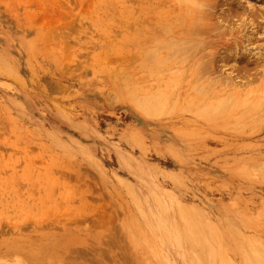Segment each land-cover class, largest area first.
Instances as JSON below:
<instances>
[{
    "label": "rangeland",
    "instance_id": "1",
    "mask_svg": "<svg viewBox=\"0 0 264 264\" xmlns=\"http://www.w3.org/2000/svg\"><path fill=\"white\" fill-rule=\"evenodd\" d=\"M183 2L0 0V264H197L196 223L203 264L264 247V0Z\"/></svg>",
    "mask_w": 264,
    "mask_h": 264
},
{
    "label": "bare ground",
    "instance_id": "2",
    "mask_svg": "<svg viewBox=\"0 0 264 264\" xmlns=\"http://www.w3.org/2000/svg\"><path fill=\"white\" fill-rule=\"evenodd\" d=\"M182 1H184V2H183V3H184L183 5H185V4L187 5L188 3H190V6H193L192 4L195 3V5L197 6L198 4H200L199 6H200V8H202V11H200V12H202V13L205 12V10L207 9V8H205V9L203 8L204 5L201 3L203 0H201V2H199V1L197 0L199 3H196V1H194V0H192V3L189 2V1L186 2L187 0H182ZM207 1H208V0H207ZM185 2H186V3H185ZM193 2H194V3H193ZM205 2H206V0H205ZM218 2H219V0H218ZM214 4H216L215 1H214ZM186 5H185V6H186ZM195 5H194L193 7H195ZM202 5H203V7H201ZM212 5H213V4H212ZM185 6H183V7L187 9V6H188V5H187L186 7H185ZM205 6H206V4H205ZM208 6H209V5H208ZM208 6H207V7H208ZM210 6H211V5H210ZM213 6H214V5H213ZM213 6H212V7H213ZM217 6H218V5H217ZM193 7H192V8H193ZM197 7H198V6H197ZM197 7H196V8H197ZM212 7H211V8H212ZM192 8L190 9V10H192V11H191V13H189V17L192 16L191 19H192L193 23L199 21V18H196V19H198V20H196V21H195V19L193 20V16H194V18H195V16L197 17V14H198L199 17H202V16H200V15H203V18H205V17H204V15H205L204 13H203V14H201V13H200V14H199V13H196V14H194V15H191V14H193V13H192V12L194 11L193 9H195V8H193V9H192ZM208 8H209V7H208ZM215 8H216V6H215ZM209 9H210V8H209ZM213 9H214V7H213ZM217 9H218V8H217ZM196 10H198V8H197ZM196 10H195V11H196ZM199 10H201V9H199ZM199 10H198L197 12H199ZM207 11H208V10H207ZM188 12H190V11H188ZM188 12L186 13V15L188 14ZM184 13H185V12L183 11L181 14L184 15V16L186 17V15H185ZM205 13H206V12H205ZM206 14H209V13H206ZM182 15H181V16H182ZM187 16H188V15H187ZM185 17H182V18H185ZM208 17H210V16H208ZM182 18H181V19H182ZM206 18H207V16H206ZM206 18H205V19H206ZM207 19H208V18H207ZM187 20L189 21L190 19H187ZM208 20H209V19H208ZM185 21H186V18H185ZM192 21H191V20L189 21V25H190V22L192 23ZM194 21H195V22H194ZM203 22H204V21H201L202 25H205V24L208 25L207 22H205V23H203ZM243 22H244V21H243ZM187 24H188V23H187ZM195 24H196V25H199L200 22H199V23H195ZM242 24H243V23H242ZM202 25H201V26L199 25V26H200L201 28H203L204 26H202ZM243 25H244V24H243ZM185 26L188 27V25H185ZM192 26H194L193 28H196V27H197L196 30H195V32L198 33V35L201 36V34H199V31H198L199 29L201 30V28H200L199 26H195L194 24H193ZM182 27H183V25H182ZM189 27H190V29L188 28V29H189L188 31H191V29H193V28H191V25H190ZM206 27H207V26H205L204 29H207ZM208 28H209V27H208ZM182 29H184V28H182ZM197 29H198V30H197ZM204 29H203V30H204ZM184 30H185V29H184ZM205 31H206V30H205ZM181 32H182V31H181ZM186 32H187V30H186ZM186 32H185V33H186ZM191 32H192V31H191ZM191 32H190V33H189V32L186 33V35H187V34L190 35ZM195 32H192V33H195ZM200 32H201V31H200ZM174 33H175V31H174ZM177 33H179V32H177ZM175 34H176V33H175ZM180 34H182V33H180ZM176 35H177V34H176ZM182 35H184V34H182ZM182 35H181V36H182ZM189 35H187V36H189ZM191 35H192V34H191ZM191 35H190V36H191ZM194 35H195V34H194ZM204 35H205V33H204ZM204 35L201 36V37H203V38H201V39H200V36H199V37H198L197 35H196V36L198 37V39H200V40L203 39V40H204ZM171 36H172V35H171ZM178 36H179V35H178ZM187 36H186V37H187ZM172 37H173V36H172ZM176 37H177V36H176ZM186 37H185V39H186V41H187V38H186ZM194 37H195V36H194ZM194 37H193V38H194ZM240 37H241V36H240ZM168 38H169V37H168ZM173 38H174V37H173ZM179 38H182V37H179ZM193 38L191 37V39H193ZM233 38H234V37H233ZM170 39L172 40V38H170ZM183 39H184V37H183ZM188 39H189V37H188ZM191 39H190V40H191ZM195 39H197V38H195ZM215 39H216V38H215ZM215 39L213 38L212 40H215ZM217 39L219 40L218 37H217ZM244 39H246V37H245ZM160 40H161V39H160ZM160 40H159V41H160ZM173 40H175V39H173ZM180 40H182V39H180ZM200 40H199V41H195V40H193V41H192V40H191V41H187V42H189V44L186 43L185 40H184V41H180V42H182V44H184V42H185V45H186L187 47L190 46L189 48H191V50H192L193 48L196 49V48H198L199 46H200V47L202 46V45H198V44H197V43L201 44V43L204 42V41L202 42V41H200ZM205 40L207 41L206 38H205ZM212 40H211V41H212ZM218 40H217V41H218ZM231 40H232V39H231ZM236 40H237V39H236ZM239 40L241 41V39H239ZM159 41H158V42H159ZM176 41H178V40H176ZM194 41H195L196 43H195ZM246 41H247V40H246ZM249 41H250V39H249ZM249 41H248V42H249ZM160 42H161V41H160ZM171 42H173V41H170V43H169V41H168V43L164 41L163 43H161L162 45H161V44L159 45V46H161V47H164V46L167 44L164 48L166 49V47H167V48L169 49V51L167 50L166 52H169L168 54L170 55V58H169L170 62H172V59L174 60L173 57L177 58L178 56H183V51L186 52V50H190L189 48L184 47L185 45L182 47V45H181L180 43H178V42L175 43V44H173V43H171ZM190 42H191V43H190ZM192 42H193V43H192ZM223 42H224V41H223ZM233 42H235V40H234ZM241 42H242V41H241ZM241 42H240V43H241ZM248 42H247V43H248ZM250 42H252V40H251ZM154 43H156V42H154ZM207 43H209V42H207ZM215 43H216V40H215ZM244 43H245V40H244ZM164 44H165V45H164ZM196 44H197L198 47H195V46H194V45H196ZM204 44H206V43L204 42ZM218 44H219V43H218ZM222 44H224V43H222ZM222 44H221V47H222ZM237 44L240 45V44H239V41H238ZM237 44H235V45H237ZM178 45H179V46H178ZM191 45L194 46V47L192 48ZM215 45H216V44H215ZM238 45H237V46H238ZM245 45H246V44H245ZM153 46H154V45H153ZM180 46H181V47H180ZM202 47H204V46H202ZM213 47H214V46H213ZM216 47H217V46H216ZM224 47H225V45H224ZM229 47H230V46H229ZM149 48H150V47H149ZM181 48H182V49L186 48V50H181ZM210 48H212V47H210ZM217 48H218V47H217ZM226 48H227V47H226ZM226 48H225V49H226ZM162 49H163V48H162ZM165 49H164V50H165ZM195 49H194V50H195ZM200 49H201V48H200ZM222 49H224V48H222ZM180 50H181V52H182V55H180V54H181V52H179ZM226 50H227V49H226ZM228 51H229V50H228ZM145 52H147V51H145ZM150 52H151V51H150ZM150 52H149V53L147 52L148 54H146L145 56H147V57L149 56V57H150ZM157 52H158V51H157ZM164 52H165V51H164ZM166 52H165V53H166ZM177 52H178V54L175 56L174 53L176 54ZM179 53H180V54H179ZM187 53H188V55H189V57H190V51L187 52ZM187 53H184V56H186ZM151 54H152V53H151ZM157 54H159V53H157ZM185 54H186V55H185ZM143 55H144V54H143ZM211 55H212V54H211ZM215 55H216V52H215V54H213V56H215ZM159 56H160V54H159ZM184 56H183V57H184ZM149 57H148V58H149ZM161 57H162V55H161ZM186 57H188V56H186ZM186 57H185V59H186ZM189 57H188V58H189ZM143 58H144V57H143ZM152 58H155V56H154V57L152 56ZM164 58H165V59H164ZM164 58H161V60L164 59L163 61H164V62H167L168 60H166V59H167L166 56H165ZM171 58H172V59H171ZM188 58H187V59H188ZM214 58L216 59V56H215ZM150 59H151V57H150ZM155 59H158V57L155 58ZM179 59H180V60L182 59V61L185 60V59L183 60V58H180V57H179ZM191 59H192V58H191ZM210 59H212V58H210ZM215 59H214V61H215ZM145 60H146V58H145ZM145 60L141 63L142 65H143L144 62L148 63V61H149V60H146V61H145ZM218 60H219V58H218ZM218 60H217V61H218ZM154 61H155V60H154ZM182 61H181V62H182ZM185 61H186V60H185ZM185 61H184V63H185ZM188 61H189V60H188ZM188 61H187V62H188ZM191 61H192V60H191ZM210 61H211V60H210ZM214 61L212 60V63H210V64H211L210 66H213L212 64H213ZM150 62H151V61H150ZM150 62H149V63H150ZM187 62H186V63H187ZM189 62H190V61H189ZM156 63H157V60H156ZM158 63L160 64L161 61L159 60ZM158 63H157V65H158ZM214 63H215V62H214ZM196 64H197V65H196ZM151 65H152V64H151ZM162 65L165 66V65H167V64H162ZM162 65H160V66L158 65V67H161ZM182 65H183V63H182ZM185 65H186V64H185ZM194 65L198 66V63L195 62ZM196 66L193 68V70L196 68ZM168 67H169V66H168ZM183 67H184V65H183ZM192 67H193V66H192ZM199 67H200V66H199ZM206 67H207V66H206ZM149 68H151V67H149ZM152 68H153V67H152ZM174 68H175V67H174ZM179 68H180V67H179ZM211 68H212V67H211ZM147 69H148V68H147ZM155 69H156V68H155ZM170 69H172V68H170ZM191 69H192V68H191ZM198 69H199V68H198ZM198 69H195V71H197ZM201 69H203V68H201ZM201 69H200V70H201ZM156 70H157V69H156ZM156 70H154V71H156ZM166 70H168V69H166ZM200 70H199V71H200ZM206 70H208V69H207V68H204V71H202V73H201V72H200V73H201V74H204V75H205V73H206V75H207V74H208V71H206ZM154 71L152 70V72H154ZM159 71H160V70H158V72H159ZM171 71H172V70H171ZM175 71H176V70H175ZM180 71H182V70H180ZM186 71H188V70H186ZM191 71H192V70H191ZM191 71H189V72H191ZM164 72H165V71H164ZM167 72H168V71H167ZM169 72H170V71H169ZM177 72H178V71H177ZM177 72H176V73H177ZM203 72H205V73H203ZM173 73H174V72H173ZM176 73H175V74H176ZM181 73H182V72H181ZM185 73H186V72H185ZM185 73H184V74H185ZM193 73H194V72H193ZM197 73L199 74V72H197ZM156 74H157V73H156ZM182 74H183V73H182ZM182 74H181V75H182ZM158 75H159V74H158ZM171 75H172V73H171ZM188 75H189V74H188ZM159 76H160V75H159ZM195 76H196V75H195ZM175 77H176V76H175ZM175 77H174V78H175ZM187 77H188V76H187ZM160 78H161V77H160ZM165 78H166V77H165ZM174 78H173V79H174ZM177 78H178V76H177ZM157 79H158V78H157ZM182 79H183V78H182ZM184 79H185V78H184ZM186 79H189V77L186 78ZM171 80H172V78H171ZM205 80H206V79H205ZM162 81H164V80H162ZM179 81H180V80H179ZM189 81H190V80H189ZM191 81H192V80H191ZM191 81H190V82H191ZM194 81H196V80H194ZM167 82H168V81H167ZM173 82H174V81H173ZM173 82H172V83H173ZM175 82H177V81H175ZM180 82H181V81H180ZM180 82H179V83H180ZM192 82H193V81H192ZM151 83H152V82H151ZM161 83H162V82H161ZM165 83H166V81H165ZM183 83H184V82H183ZM153 84H154V83H153ZM167 84H168V83H167ZM135 85H136V84H135ZM135 85H134V86H135ZM144 85H145V84H144ZM151 85H152V84H151ZM154 85H155V84H154ZM168 85H169V84H168ZM171 85H172V84H171ZM182 85H183V84H182ZM188 85H191V84L188 83ZM142 86H143V85H142ZM180 86H181V85H180ZM204 86H205V85H204ZM207 86H209V85H207ZM151 87H152V86H151ZM183 87H184V86H183ZM185 87H186V86H185ZM192 87H193V86H192ZM192 87H190V88H192ZM140 88H141V87H140ZM163 88H164V87H163ZM173 88H175L174 85H173V87H172L171 89H173ZM176 88H178V87H176ZM195 88L197 89V92H198V91L200 90L201 87H199V88L195 87ZM205 88H207V87H205ZM210 88H211V87H210ZM210 88H209V89H210ZM213 88H214V87H213ZM165 89H166V88H165ZM168 89H169V87H168ZM179 89H180V88H179ZM188 89H189V87H188ZM188 89H187V90H188ZM192 89H193V88H192ZM196 89H195V90H196ZM202 89H203V87H202ZM137 90H140V89H137ZM158 90H159V89H158ZM158 90H157V91H158ZM161 90H162V89H161ZM211 90H212V88H211ZM144 91H145V90H144ZM157 91H155V92H157ZM179 91H180V90H179ZM183 91H184V90H183ZM193 91H194V90H193ZM216 91H217V90H216ZM132 92H133V91H132ZM155 92H154V93H155ZM169 92H171V91H169ZM174 92H175V89H174ZM200 92H201V93H203V92L206 93V91H200ZM208 92H209V90H208ZM213 92H214V91H213ZM165 93H166V92H165ZM165 93H164V94H165ZM175 93H176V92H175ZM175 93H174V94H175ZM216 93H217V92H216ZM157 94H158V93H157ZM164 94H161V95H164ZM169 94H170V93H169ZM174 94H173V96H174ZM185 94H186V92H185ZM207 94H208V93H207ZM214 94H215V93H214ZM214 94H213V95H214ZM175 95H176V94H175ZM177 95H178V94H177ZM148 96H150V95H148ZM179 96H180V95H179ZM187 96H188V95H187ZM210 96H212V95L210 94ZM210 96H209V97H210ZM140 97H142V96H140ZM157 97H160V96H156V97H154L156 102H157V100H158ZM163 97H164V96H163ZM163 97H161V100L163 99ZM170 97H171V96H170ZM202 97H204V95H203ZM232 97H234V96H232ZM239 97H240V96H239ZM239 97H238V98H239ZM242 97H243V96H242ZM136 98H137V97H136ZM152 98H153V97H152ZM154 98L152 99L153 101H154ZM156 98H157V99H156ZM167 98H168V97H167ZM167 98H166V99H167ZM177 98H178V97H177ZM183 98H184V96H183ZM134 99H135V98H134ZM142 99H144V98H142ZM142 99H141V100H142ZM222 99H223V98H221V99L219 98V100H222ZM226 99H228V98H226ZM233 99H235V97H234ZM223 100H224V99H223ZM231 100H232V99H231ZM235 100H237V98H236ZM240 100L243 101L242 98H241ZM240 100H239V101H240ZM165 101H166V100L163 99L162 103L166 104L167 102L165 103ZM233 101H234V100H233ZM237 101H238V100H237ZM237 101H236V105H237ZM239 101H238V102H239ZM156 102H155V104H154V102H151L149 99H146V98H145L144 101H141V102H140V103H141L140 108H142V112L145 113V115L148 116V117H149V116H152V114H153V116L156 115V114H154L155 112H158L157 114H159V112L163 111V109L160 108L161 110L158 111V109H157V111H155V110H156V107H160V106H154V105H157ZM173 102H174V101H173ZM173 102H172V105H173ZM224 102H227V101H222V102L220 103V104H222L221 106H225V105H227V103L229 102V100H228V102H227L226 104L223 105ZM245 102H246V101H245ZM135 103H138V102H137V99H136ZM135 103H134V104H135ZM157 103H158V102H157ZM162 103H161V104H162ZM234 103H235V101H234ZM239 103H242V102H239ZM246 103H247V102H246ZM210 104H211V105L213 104L212 106H215V105L217 104L216 106H218L219 102H218V103H215V105H214V103H212V102H211ZM210 104H209V106H211ZM220 104H219V105H220ZM229 104H230V108H231L230 110H231V111H232L233 108H236L235 106H233V108L231 107V105H233V103H231V101L229 102ZM242 104H244V103H242ZM242 104H240V105H242ZM247 104H248V103H247ZM247 104H245V105H247ZM138 105H139V103H138ZM162 105H163V104H162ZM167 105H168V104H166V107H167ZM238 105H239V104H238ZM240 105H239V106H240ZM189 106H190V105H189ZM191 106H192V104H191ZM191 106H190V107H191ZM205 106H206V105H205ZM209 106H208V107H209ZM221 106H220V107H221ZM227 106L229 107V105H227ZM239 106H238V107H239ZM251 106H253V104L250 105V109H251ZM171 107H172V106H171ZM176 107H177V106H176ZM228 107H227V108H228ZM238 107H237V108H238ZM244 107H245V106H243V108H244ZM254 107H255V111H256L257 106L254 105ZM136 108H139V106H138V107L136 106ZM163 108H164V110H165V106H163ZM201 108H202V107H201ZM206 108H207V106H206ZM206 108H205V109H206ZM213 108H214V107H213ZM213 108H212V109H213ZM225 108H226V106H225ZM225 108L222 107V110H223L222 113H224V109H225ZM227 108H226V109H227ZM248 108H249V107H248ZM248 108H247V111H248V112H252V110L249 111ZM171 109H173V107H172ZM207 109H208V112L205 113V116H207V115L209 116V115H210V118H213L214 116H218V115H219V114H218V111H220L219 109H215L213 113L211 112V107H210V108H207ZM209 109H210V110H209ZM220 109H221V108H220ZM228 109H229V108H228ZM252 109H253V107H252ZM169 110H170V108H169ZM200 110H201V109H200ZM230 110H227V111H225V112H228V111L230 112ZM209 112H210V113H209ZM215 112H217V113H215ZM229 112H228V113H229ZM201 113H202V112H201ZM211 113H212V116L214 115V113H215V115H214L213 117H211ZM228 113H227V114H228ZM160 114H162V113H160ZM216 114H217V115H216ZM220 114H221V112H220ZM224 114H225V113H224ZM202 115H203V113H202ZM225 115H226V114H225ZM2 192H4V191H2ZM2 192H1V193H2ZM8 192H10V191H8ZM5 195H7L6 192H5ZM6 197H7V196H6ZM6 197H4V200H5ZM1 198H2V197H1ZM1 198H0V199H1ZM8 198H9V196H8ZM0 203H2V202H0ZM2 205H4V204H2ZM0 206H1V205H0ZM3 207H4V206H3ZM1 209H2V207H1ZM1 209H0V212H2ZM18 210H19V209H18ZM16 211H17V210H16ZM4 212H5V211H4ZM223 219H224V218H223ZM186 220L188 221V219H186ZM182 222L185 223L186 221L183 219ZM176 223H178V222H176ZM180 223H181V222H180ZM193 223H194V222H191V221H190V222H189V225H191V224L193 225ZM182 224H183V223H182ZM182 224H181V225H182ZM217 224H218V223H217ZM177 225H178V224H177ZM183 225H184V224H183ZM183 225H182V226H183ZM197 225H198L197 223L194 224L195 227H191V226H187V225H186L188 230L186 229V227H185V225H184V227H182L181 231H182V232H183V230H184V231H185V230L190 231V232H187V231H186L187 234H186V232H183V233H182L183 235H184V233L186 234V235H184V237L187 236V237H185V241H184V242H186V243L189 245V247L193 250V251L191 250L193 253H194V252L196 253V255H195V253H194V255L196 256V257H195V261H196V263H197V264H203V262H205L206 260H207V261L210 260L211 257H212V255H209V257L211 256L210 259H207V258H206L207 255L210 254V252H211V247H212V245H211L210 243H209V245H208L207 243H204L205 241H206V242H209V241L206 240L205 237H203V236L200 237V235H197V234H196V233L201 234V232L199 233V231L196 230ZM203 225H204V224H203ZM203 225H202V228H203ZM205 226H206V225H205ZM180 227H181V226L178 225V227H177L176 229L174 228V230L177 231V233H180ZM207 227H208V229L210 230V228H209L210 226H207ZM207 227H206V228H207ZM184 228H185V229H184ZM198 228H199V227H197V229H198ZM200 228H201V224H200ZM229 228H230V227H229ZM203 229H205V227H204ZM230 229H231V228H230ZM200 230H202V229H200ZM209 230H206V232H208ZM210 231H213V232H214L213 229L210 230ZM111 232H112V231H108V233H111ZM191 232H193L194 235H192ZM213 232H212V234H213ZM234 232H235V231H233L232 234H233ZM237 232H238V231H236L235 233H237ZM108 233L105 232L104 235H105V234H108ZM188 233H190L191 235H189ZM214 233H215V232H214ZM259 233H260V232H259ZM113 234H115V232H114ZM239 234H240V233H239ZM239 234H238V236H240ZM233 235H234V234H233ZM241 235H242V233H241ZM258 235H259V234H258ZM106 236H107V235H105V237H106ZM113 236L117 237L118 234H117V235H113ZM46 237H47V236H46ZM102 237H103V236H102ZM111 237H112V236H111ZM115 237H112L111 240L114 241V240L118 239V240L116 241V242H118V241H119V237H118V238H115ZM202 237H203V240H202ZM44 238H45V237H44ZM113 238H115V239H113ZM204 238H205V239H204ZM41 239H42V238H41ZM100 239H101V238H100ZM208 239H209V238H208ZM237 239H238V238H237ZM19 240H21V239H19ZM56 240H57V238H55V241H56ZM101 240H102V239H101ZM101 240H100V241H101ZM109 240H110V239H109ZM209 240H210V239H209ZM107 241H108V239H107ZM113 241H110V244H108V246L112 245V246L114 247V245H115L116 243H115V241H114V243H113ZM245 241H246V240H245ZM10 242H11V241H10ZM42 242H43V241H42ZM47 242H48V241H47ZM103 242H104V241H103ZM111 242H112L114 245L111 244ZM210 242H212V241H210ZM216 242H217V241H216ZM216 242H215V243H216ZM40 243H41V242H40ZM52 243H53V242H52ZM104 243H106V241H105ZM108 243H109V242H108ZM238 243H239V245H238L237 248H239V246H240V242H238ZM244 243H246L247 246H249V248L251 249V246H252V245H248V244H250V243H247V242H244ZM36 244H37V243H36ZM61 244H62V243H61ZM212 244H213V243H212ZM106 245H107V243H106ZM210 245H211V246H210ZM236 245H237V244H236ZM244 245H245V244H243V246H244ZM115 246H116V245H115ZM117 246H120L119 243H118ZM253 246H254V245H253ZM253 246H252V251L250 250V255H253V257H250V258H249V257H247V255H246V258L244 259V257H242V255H241V258H242V260L240 261L241 264H264V256H262V255H264V254H262V255L259 254V252L261 253V251L258 250V248H260V250H262V251L264 252V247H260L261 245H259V247H256V246H255L256 248L253 249V248H254ZM262 246H263V245H262ZM61 247H62V246H61ZM110 247H111V246H110ZM241 248H242V247H241ZM246 248H247V247H246ZM121 249H123V248H121ZM25 250H26V249H25ZM37 250H38V249H37ZM123 250H124V249H123ZM213 250H214V248H213ZM213 250H212V251H213ZM243 250H244V248H243ZM247 250H248V249H247ZM254 250H255V251L257 250L258 253L255 252ZM17 251H18V249H17ZM40 251H41V250H40ZM120 251L122 252V250H120ZM238 251H239V250H238ZM240 251H241V250H240ZM20 252H21V251H20ZM38 252H39V251H38ZM243 252H245V251H243ZM251 252H252V254H251ZM263 252H262V253H263ZM36 253H37V251H36ZM40 253H41V252H40ZM241 253H242V251H241ZM241 253H240V254H241ZM254 253H257V254H254ZM20 254H21V253H20ZM20 254H19V255H20ZM38 254H39V253H38ZM41 254H42V253H41ZM47 254H48V253H47ZM49 254H50V253H49ZM49 254H48V255H49ZM56 254H57V252H56ZM56 254H55V255H56ZM122 254L125 255L123 252H122ZM242 254H243V253H242ZM245 254H246V253H245ZM51 255L53 256V254H51ZM259 255H261V256H259ZM6 256L8 257L9 255H6ZM23 256H26V254H25V255L23 254ZM30 256H31V255H30ZM126 256H127V255H125V257H126ZM244 256H245V255H244ZM248 256H249V255H248ZM0 257H1V256H0ZM3 257H4V256H3ZM26 257H29V256L27 255ZM26 257H23V258H26ZM49 257H50V256H49ZM130 257H131V256H130ZM130 257L127 256L126 259H127V260H128V259H131ZM133 257H134V255H133ZM209 257H208V258H209ZM21 258H22V257H21ZM39 258H40V257H39ZM45 258H47V257H45ZM56 258H58V257H56ZM134 258H135V257H134ZM134 258H132V259L135 261L136 258H135V259H134ZM191 258H192V257H191ZM132 259H131V260H132ZM41 260H42V259H41ZM48 260H49V259H48ZM56 260H57V259H56ZM131 260H128V261H131ZM136 260H137V259H136ZM238 260H239V258H238ZM46 261H47V259H46ZM49 261H50V260H49ZM49 261H47V264H48ZM51 261H52V259H51ZM134 261H133L132 264H134ZM192 261H193V260H192ZM136 262H137V261H136ZM136 262H135V263H136ZM32 263H33V262H32ZM192 263H193V262H192ZM26 264H27V263H26ZM29 264H31V262H30ZM35 264H36V263H35ZM45 264H46V262H45ZM51 264H52V263H51ZM129 264H131V263H129ZM136 264H137V263H136ZM138 264H140V263H138ZM193 264H194V263H193ZM206 264H208V263H206Z\"/></svg>",
    "mask_w": 264,
    "mask_h": 264
}]
</instances>
